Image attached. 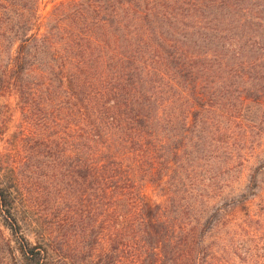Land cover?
Segmentation results:
<instances>
[{"label":"trees","instance_id":"trees-1","mask_svg":"<svg viewBox=\"0 0 264 264\" xmlns=\"http://www.w3.org/2000/svg\"><path fill=\"white\" fill-rule=\"evenodd\" d=\"M37 3L0 0V97L16 99L18 142L52 156L112 254L137 244L132 264L146 257L151 264H199L207 234L189 229L174 202L167 209L149 201L141 183L193 190L192 152L219 134L225 149L227 126L244 129L251 96L264 124V57L252 56L264 48V0H60L44 17ZM250 72L255 80L244 77ZM236 79L252 88L239 109L230 100ZM1 164V226L22 264H54L21 233L17 195L3 183ZM263 172L261 165L250 176L253 196L262 191ZM240 197L215 208L223 217L208 233L230 227L220 234L222 250L232 243L244 263L261 264L264 213L251 214Z\"/></svg>","mask_w":264,"mask_h":264},{"label":"rangeland","instance_id":"rangeland-1","mask_svg":"<svg viewBox=\"0 0 264 264\" xmlns=\"http://www.w3.org/2000/svg\"><path fill=\"white\" fill-rule=\"evenodd\" d=\"M59 1L38 0V15L46 16ZM185 24L187 27L184 29L188 30L185 32H190L189 23ZM191 38L202 46V40H198L196 35ZM179 39L183 40L181 37ZM259 43L264 46V37L259 39ZM219 46L220 44L215 42L210 48L214 51ZM9 55L8 47L2 61H6ZM252 56L264 57V48ZM255 76V72H250L244 77L255 80ZM235 82L230 100L239 109L240 102L248 98L246 90L252 88L250 81L242 83V80L236 79ZM259 86L261 87V84L257 88ZM3 96L0 97L1 174L3 183L16 192L18 219L25 239L31 245H41L54 264H132V257L139 254L138 245L119 246L113 254L109 251L104 233H98V228L93 227L94 219L89 209L87 206L84 211L81 209L86 202L80 203V199L75 198L69 181L68 187L64 186L66 180L62 182L61 170L52 165V156H48L44 147H40L39 153L36 154L30 144L18 142V132L23 129L20 111L13 96H8L7 93ZM253 97L244 101L245 118L241 120L245 124L244 129L232 125L229 127L230 124L227 126L230 138L225 149L220 144L219 134L214 136L212 141L210 137L205 138V144H199L194 150L195 153L192 152L190 159L194 160V174L189 177V182L193 183V190L182 192L180 185L173 183L172 186V182L167 185L157 181L141 183V190L149 201L166 205L167 209H170V204L174 202L173 206H178L180 216L189 229L198 230V235L207 234L203 245L206 251L199 264H246L239 257V253L230 246L232 243H227L225 250H222L224 242L219 244L220 234L230 227L208 233L210 224L223 217L215 211L217 206L229 205L233 199L240 200L243 195L251 214L264 213V172L257 174L258 184L261 181L262 193L257 190L256 196H253L247 187L250 176L264 165V124L258 123L259 107L252 104ZM249 120L255 122V127ZM246 126L251 128L245 129ZM26 134L25 131L24 135ZM217 140L219 142H216ZM198 194L202 196V207H197ZM204 207H207V210ZM199 211L206 212L202 214L198 213ZM199 218L200 221L197 222ZM1 224L0 220V264H22L15 250L14 238ZM142 260L141 264H151L149 257ZM262 262L261 264H264V259Z\"/></svg>","mask_w":264,"mask_h":264}]
</instances>
